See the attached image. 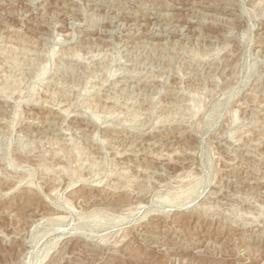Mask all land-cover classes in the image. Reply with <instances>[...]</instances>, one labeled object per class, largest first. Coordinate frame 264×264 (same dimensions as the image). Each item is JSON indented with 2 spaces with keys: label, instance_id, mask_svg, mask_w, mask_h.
<instances>
[{
  "label": "rangeland",
  "instance_id": "374dc122",
  "mask_svg": "<svg viewBox=\"0 0 264 264\" xmlns=\"http://www.w3.org/2000/svg\"><path fill=\"white\" fill-rule=\"evenodd\" d=\"M0 264H264V0H0Z\"/></svg>",
  "mask_w": 264,
  "mask_h": 264
},
{
  "label": "bare ground",
  "instance_id": "6f19581e",
  "mask_svg": "<svg viewBox=\"0 0 264 264\" xmlns=\"http://www.w3.org/2000/svg\"><path fill=\"white\" fill-rule=\"evenodd\" d=\"M94 56H95V54H94ZM64 103H66L65 101L63 102V104ZM64 114V113H63ZM31 116V115H30ZM78 116V115H77ZM69 117V116H68ZM122 154V153H121ZM159 159V158H158ZM101 187V186H100ZM19 188V187H18ZM14 189H16V187L14 188ZM86 203H88V202H86ZM100 204V203H99ZM101 205V204H100ZM52 208H53V206H52ZM89 208V207H88ZM55 209V208H54ZM57 209V208H56ZM52 210V209H51ZM45 215V214H44ZM56 216H57V214H56ZM62 216V215H61ZM168 216V215H167ZM63 217V216H62ZM60 219V218H59ZM156 221V220H155ZM161 223V222H160Z\"/></svg>",
  "mask_w": 264,
  "mask_h": 264
}]
</instances>
